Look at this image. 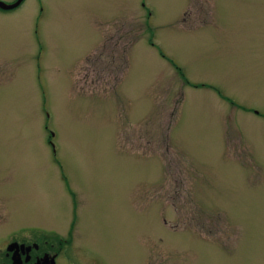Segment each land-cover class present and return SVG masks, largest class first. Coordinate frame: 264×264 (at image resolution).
Here are the masks:
<instances>
[{"label":"rangeland","instance_id":"obj_1","mask_svg":"<svg viewBox=\"0 0 264 264\" xmlns=\"http://www.w3.org/2000/svg\"><path fill=\"white\" fill-rule=\"evenodd\" d=\"M50 233L58 264H264V0L0 9V264Z\"/></svg>","mask_w":264,"mask_h":264},{"label":"flooded vegetation","instance_id":"obj_2","mask_svg":"<svg viewBox=\"0 0 264 264\" xmlns=\"http://www.w3.org/2000/svg\"><path fill=\"white\" fill-rule=\"evenodd\" d=\"M142 4L145 6L144 2ZM18 6L11 9H0L13 10ZM50 236L56 239L57 244L45 243L47 242L45 237H39V241H28L27 238L10 239L5 246L4 254L6 257H4L3 264H58L63 246L53 234Z\"/></svg>","mask_w":264,"mask_h":264},{"label":"water","instance_id":"obj_3","mask_svg":"<svg viewBox=\"0 0 264 264\" xmlns=\"http://www.w3.org/2000/svg\"><path fill=\"white\" fill-rule=\"evenodd\" d=\"M21 1L22 0H15V1H12V2H7V1H4V0H0V8L7 9V8L14 7V6L18 5Z\"/></svg>","mask_w":264,"mask_h":264}]
</instances>
